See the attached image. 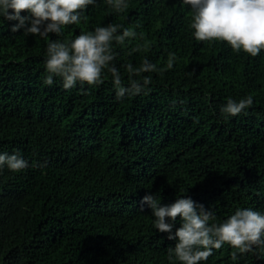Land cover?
Here are the masks:
<instances>
[{
    "label": "trees",
    "instance_id": "16d2710c",
    "mask_svg": "<svg viewBox=\"0 0 264 264\" xmlns=\"http://www.w3.org/2000/svg\"><path fill=\"white\" fill-rule=\"evenodd\" d=\"M86 15L65 36L140 24L148 50L128 55L139 40L116 48L125 83L122 64L146 55L163 67L169 52L177 60L151 73L147 94L122 101L110 75L100 86H47V41L12 33L16 22L0 18V152L29 161L0 172V264H169L175 242L152 227L145 194L161 205L190 196L218 219L237 207L264 212V50L252 57L226 41H196L182 0H130L123 13L98 0ZM248 94L246 113L221 115L228 97ZM231 251L214 250L207 264H237ZM238 264H264V254Z\"/></svg>",
    "mask_w": 264,
    "mask_h": 264
},
{
    "label": "clouds",
    "instance_id": "9594fccd",
    "mask_svg": "<svg viewBox=\"0 0 264 264\" xmlns=\"http://www.w3.org/2000/svg\"><path fill=\"white\" fill-rule=\"evenodd\" d=\"M98 0H0V18L11 24L12 33L23 29L25 36L33 35L47 41L44 51L46 75L43 84L52 86L58 79L65 90L80 85L100 86L111 76L115 99L147 94L152 82L151 73L172 70L177 60L169 52L166 63L158 67L145 55L138 66L131 62L121 65L127 73V83L116 66L117 46L128 47V55L148 50L140 24L125 26L119 23L97 25L91 30L65 36L70 25L87 21L89 6ZM116 13L125 12L130 0H106ZM191 11L190 27L196 41H226L236 53L243 51L252 57L264 50V0H182ZM22 11L25 14L22 15ZM51 34L56 38L48 40ZM148 73L149 75H144ZM254 104L248 94L239 100L232 97L220 107L225 118L246 113ZM29 167V161L19 152H0V172L7 168L18 173ZM151 209L152 227L167 233L169 245L166 258L169 264H207L214 250L228 245L233 262L246 254H264V212L251 207H237L226 218L218 219L212 208L206 209L190 196L177 195L173 203L161 205L156 194H145L141 206ZM179 217V227H176ZM173 229H175L173 231Z\"/></svg>",
    "mask_w": 264,
    "mask_h": 264
}]
</instances>
